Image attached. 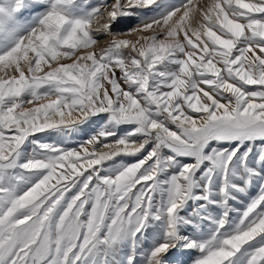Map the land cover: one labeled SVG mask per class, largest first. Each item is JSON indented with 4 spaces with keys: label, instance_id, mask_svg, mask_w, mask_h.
<instances>
[{
    "label": "snow or ice",
    "instance_id": "6c2138e0",
    "mask_svg": "<svg viewBox=\"0 0 264 264\" xmlns=\"http://www.w3.org/2000/svg\"><path fill=\"white\" fill-rule=\"evenodd\" d=\"M0 264H264V0H0Z\"/></svg>",
    "mask_w": 264,
    "mask_h": 264
},
{
    "label": "rangeland",
    "instance_id": "374dc122",
    "mask_svg": "<svg viewBox=\"0 0 264 264\" xmlns=\"http://www.w3.org/2000/svg\"><path fill=\"white\" fill-rule=\"evenodd\" d=\"M137 23L135 19H130L122 24H117L115 27L116 28H127V27H132ZM103 123V121H99L96 123L89 124L85 126L81 131H78L77 133L73 134L69 141H68V146L69 147H76L78 143L82 142L83 140H86L89 136L93 134L94 131L98 130L99 126ZM41 136H44L45 134H38ZM111 142V140H109ZM117 162H120V160H124L126 162H131L132 158L130 157H116L115 158Z\"/></svg>",
    "mask_w": 264,
    "mask_h": 264
}]
</instances>
